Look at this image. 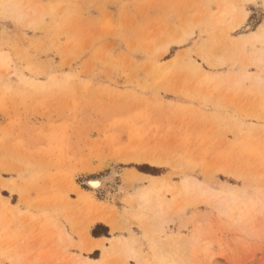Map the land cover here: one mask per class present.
<instances>
[{
    "label": "rangeland",
    "instance_id": "rangeland-1",
    "mask_svg": "<svg viewBox=\"0 0 264 264\" xmlns=\"http://www.w3.org/2000/svg\"><path fill=\"white\" fill-rule=\"evenodd\" d=\"M0 264H264V0H0Z\"/></svg>",
    "mask_w": 264,
    "mask_h": 264
},
{
    "label": "bare ground",
    "instance_id": "bare-ground-1",
    "mask_svg": "<svg viewBox=\"0 0 264 264\" xmlns=\"http://www.w3.org/2000/svg\"><path fill=\"white\" fill-rule=\"evenodd\" d=\"M115 178H116V173H112L110 176L107 177L92 179L90 181L88 180L87 186L96 192L97 190H102L105 187V185H107L108 183L110 182L113 183ZM110 225L113 228V230L117 229L115 223H111Z\"/></svg>",
    "mask_w": 264,
    "mask_h": 264
}]
</instances>
